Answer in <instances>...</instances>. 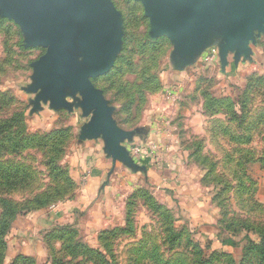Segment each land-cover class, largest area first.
<instances>
[{
    "label": "crops",
    "instance_id": "0c3cea01",
    "mask_svg": "<svg viewBox=\"0 0 264 264\" xmlns=\"http://www.w3.org/2000/svg\"><path fill=\"white\" fill-rule=\"evenodd\" d=\"M228 26L224 18L208 31L210 44L206 50L184 61L173 53L174 48L171 50L172 44L167 37L150 36L154 40L166 38L169 49L164 51L160 60L158 88L150 91L145 105L138 108L134 106L127 112L121 111L123 101L112 104L98 86L102 77L94 79L98 80L95 83L93 80L112 108L113 119L120 129L130 133L120 146L129 153L135 145L155 144L160 147L155 156L144 153L141 161L136 163L137 168L120 159L114 162L103 133L85 134L94 114L92 111L85 115L80 93L65 97L67 108L54 107L50 100L41 101L36 107L33 101L40 90L27 93L32 103L31 121L37 132L70 128L76 134L67 162L77 187L67 202L48 211L18 218L14 226L19 243L14 250L16 256L43 260L46 243L42 233L54 228L76 230L85 243L95 248L96 240L104 231L122 226L127 220L126 210L132 198L149 190L154 192L160 203L173 211L176 225L186 226L210 251L230 254L242 251L236 237L230 239V235L220 233V209L215 200L218 188L204 184L207 171L196 159L199 153L193 142L198 138L204 142V154L210 148L211 125L234 123L228 111H207V106L201 101L204 97L202 92L210 95L207 97L212 99L211 107H219L216 101L227 100L224 104L227 108L228 102L231 104L238 100L250 76L264 72L262 33L254 35L248 56L236 58L235 52H229L226 60L218 58L221 73L215 84H200L210 76L204 75L198 66L204 64V54L208 49H219L222 31ZM171 93L174 99L169 98ZM61 116L66 117V123L58 121ZM237 235L242 238L245 233Z\"/></svg>",
    "mask_w": 264,
    "mask_h": 264
},
{
    "label": "rangeland",
    "instance_id": "374dc122",
    "mask_svg": "<svg viewBox=\"0 0 264 264\" xmlns=\"http://www.w3.org/2000/svg\"><path fill=\"white\" fill-rule=\"evenodd\" d=\"M112 2L122 14L123 39L127 37L128 40H123L122 49L114 66L117 67V70L112 74L111 79L101 80L98 86L103 90L107 89V98L112 104H115L127 100L116 97V82L133 86L130 91V94L133 95L141 88L150 87V89L147 88L148 90L156 88L157 84L153 75H157L155 72L157 58H161L159 54L169 48L166 45L165 47L161 45L158 48L149 45L143 47L147 43L146 36L148 39L151 35L149 19L145 16L141 3L130 0H112ZM172 47L171 45V50ZM45 53L46 50L43 47L27 48L26 35L21 27L14 20H9L0 14V167L6 170L28 171L30 173L28 183L34 178V183H31L29 189L0 195V201L6 199L12 201L17 207L19 205L26 207L11 221L9 232L5 236L6 250L2 264H13L16 261L17 256L14 250L19 243L16 241L18 238L15 236L14 226L19 217L48 211L67 202L76 192L77 184L73 180L71 168L67 162L76 134L70 129L69 139L62 140L58 150H52L50 146L38 147L35 142L36 137L43 138L49 132H37L32 124V103L28 99L27 93L29 92L26 88L33 83V64ZM148 54L152 58H148ZM205 64L204 62L198 67L202 68L201 71L204 75H209L210 79L205 82L201 81L200 84H215L221 73L220 66L217 65L218 63L212 66ZM248 85V90L245 91L241 103L237 106L241 115L242 110H246L251 113L250 118L253 119L264 109V72L254 75ZM149 92L143 90L141 105H145L147 102ZM202 95L204 97L201 101H204L207 111L223 110V113H227L228 110L221 107V104L219 107H209L207 103L211 99L207 96L210 95L205 92H202ZM242 100L245 101V109L242 106ZM58 121L66 123L67 119L65 116H61ZM214 124L211 125L210 148L208 147V152L202 153L199 162L207 160V164L204 165L207 172L212 163H219L212 174L208 175L204 184L211 183L220 188V194L216 196L220 202V217L226 212L224 221L223 218L221 220L222 224L233 222L238 226L244 223L253 231L264 228V164L256 162L257 159H260L263 151L262 137H258V130H251L252 144L248 147L250 154L241 155L239 160L238 154L233 152H238L240 147L233 148L234 144L232 145L228 141L230 137L221 133V129L217 132V136L221 134L223 142L217 141ZM221 126L226 127V125ZM228 126H230L228 127L229 131L237 132V125L229 124ZM244 126L245 131L248 132L247 124ZM235 135L239 134L235 133ZM193 142L197 144L203 141L198 138ZM227 151H230L234 157L230 163H227ZM209 152L210 154H208ZM249 156H254L256 161L250 160L245 163L246 159L249 160ZM238 160L240 164H238ZM56 188L59 189L58 192H55ZM38 199L45 201L42 202L43 205L35 210H29L34 206L31 203ZM151 199L164 206L151 190L147 191L145 195L133 197L126 210L131 215V221L128 223L126 220L122 226L113 229L114 231L108 235H104V247L102 246V235H100L94 245L95 252L88 256L84 254L86 247L89 246L92 249L93 247L91 244L85 243V239L76 230L65 234L66 230L54 228L42 233L46 243L45 256L40 261L34 258L35 261L32 264H150L147 259L143 260L141 257L143 253L141 249L149 235L152 242H149L147 249L157 245V251L161 254L158 264H182V262L173 263V260L177 258L185 264H264L255 249L251 247L249 250L247 249L248 246L256 245L259 232H254L257 237L253 238L257 241L248 240L247 234L242 238L237 234H230V239L236 237L238 244L242 246V251L234 254L219 252L214 255V252L206 249L207 247L203 244L197 247L191 238L184 234L187 231L186 226L178 227L175 221L176 234H172L169 247H167V244L162 243L164 239L163 220L153 217L149 208ZM164 208L174 215L171 209L166 206ZM187 240L191 242L188 243ZM77 246L80 248L72 254L69 251L70 247ZM52 247L56 250L55 254ZM97 251L98 253H96Z\"/></svg>",
    "mask_w": 264,
    "mask_h": 264
},
{
    "label": "water",
    "instance_id": "95a60500",
    "mask_svg": "<svg viewBox=\"0 0 264 264\" xmlns=\"http://www.w3.org/2000/svg\"><path fill=\"white\" fill-rule=\"evenodd\" d=\"M142 4L150 22V35L167 37L179 60L192 59L209 46L208 31L225 18L219 55L236 58L250 54L254 35L264 33V0H130ZM0 14L14 20L26 35V47H43L46 53L34 64L32 85L40 90L33 101H51L68 107L65 97L80 93L85 115L94 119L86 135L103 133L114 162L137 168L120 142L130 137L112 117V108L94 79L115 66L123 43V17L112 0H0ZM206 50V49H205ZM204 50V51H205Z\"/></svg>",
    "mask_w": 264,
    "mask_h": 264
},
{
    "label": "trees",
    "instance_id": "16d2710c",
    "mask_svg": "<svg viewBox=\"0 0 264 264\" xmlns=\"http://www.w3.org/2000/svg\"><path fill=\"white\" fill-rule=\"evenodd\" d=\"M148 36H146V40L147 43L143 45V47H145L146 45L149 46H153V48H158L159 46H163L165 47L168 46L169 41L166 38H160L157 40L151 39L150 37L147 39ZM127 41L128 38H124V41ZM143 54V53H142ZM159 54V53H158ZM164 54V51L162 52V54L160 53L159 56L161 55V58ZM148 58H152L149 54L147 55ZM158 56V57H159ZM161 58H157V68L155 72H157V75H153L155 80H156V88H154L153 90H148L150 89V87L145 88H141V90L136 91L135 95L130 94V91L132 89L133 86H130L128 84H117L115 85L116 88V97H120L121 98H125L127 100H125L123 102V107L121 108V111H128L130 110L132 107H136L138 108L141 105V100H142V96L143 94V90L144 92H148V91H155L158 88V68H159V64H160V60ZM117 67H114L111 72L105 76H103L101 79L102 81H108L109 79H111L112 74H114V72L117 70ZM255 75V74H254ZM254 75L250 76V78H248L247 84L244 88V90L242 91V94L240 95V97L238 98V100L236 102H232L230 104V102H228L227 105H229V107L226 108V106L224 105L227 100H219L216 101V103H219V105L221 104V107H224L225 109L228 110L229 114L231 115V120L234 121L233 124L237 125L236 126V131L237 132H231L229 131L228 125L226 124H220V123H216L214 125V130H215V137L217 139V141L219 140L220 143H222L221 139L222 136L221 134L219 136H217V132H219L221 129V133H224V135H227L230 137L229 142L230 144H234L233 148L235 147H240L239 150H237L238 152H233L238 154V159L240 158L241 155L243 154H250V151L248 149V147L252 144V135H250V131H254V130H258V137H262L261 141L263 144V151L261 152V157L260 159H255L254 156H249V160L246 159L245 163H248L250 160L256 161V162H261L262 164H264V109H262V111L260 113H258L253 119L250 118L251 113L249 111L246 110H242V115L238 112V104L241 103V98L243 97L245 91L248 90L249 85L248 82L249 80H251ZM98 80H94V83L97 82ZM115 84V83H114ZM148 85V84H147ZM112 86V85H111ZM110 88V87H109ZM107 89H104V93L106 94ZM146 94V93H145ZM124 95V96H122ZM212 100V99H211ZM223 103V104H222ZM209 107L212 106L211 101L207 103ZM242 106L245 109V101L242 100ZM245 124H247V131H245ZM221 125L226 127H222ZM70 128H62V129H56V130H52L51 132H49L47 135H45V137H36L35 142L36 145L38 147H48L50 146L52 150H58L59 148V143L63 140H65L66 138L69 139V132ZM235 133H238L239 135L236 136ZM195 150L199 153V155L197 156V161L199 162V157L202 154L203 151V142L201 143H197L195 144ZM231 150H233L231 148ZM235 151V150H234ZM226 158H227V163H230L232 160H234V157L232 156L233 154L230 151L226 152ZM248 157V156H246ZM240 160V159H239ZM238 160V164H240ZM200 164L204 167V165L207 164V160H204L202 163L200 162ZM219 163L216 162L215 164L212 163L209 166L208 172L206 173V176L204 177L203 181L206 182L207 178L209 177V174H212V172L214 171V169L216 167H218ZM205 168V167H204ZM29 175L30 173L28 171H19V170H6L3 167H0V195L2 196L5 193H12V192H16V191H20V190H26L30 188L31 183H34V178L31 182L28 183V179H29ZM25 183V184H24ZM208 185H210L211 183H206ZM218 185V184H217ZM218 188L217 194L216 196H218L219 193V186H216ZM59 189H55V192H58ZM147 192H143L140 195H145ZM74 194L71 195V197L69 199H71L73 197ZM215 196V200L216 203H218V206L220 205L219 201L216 199ZM150 201V209L152 212V215L154 218H159L161 220H163V226L162 229L163 231V235H164V239L162 240V243L167 244V247H169V242H170V238L172 237V234H176V229L177 226H175V219L173 217V215L171 213H169L168 211H166V209L164 208V206L157 204L156 202H154L152 199L149 200ZM42 202L45 201H41V199H38L36 201H33L31 204L34 205L32 207H30L29 210H35L37 209V207H40L41 205H43ZM0 264H2V259L4 257V252L6 250V241H5V236L6 234L9 232V228H10V224L11 221H13V217L22 212V210L26 207H22L19 205V207H17L16 204H14L12 201L3 199L0 201ZM9 209H8V208ZM130 214L127 213V221L128 223L131 221L130 220ZM224 217H226V212L223 213V215L220 217L219 219V229H220V233L223 234H237L239 232H243L245 233L246 237L248 240L250 239H254L253 237H255L256 235H254V232H259L258 233V242L256 243V245H251L248 246L247 249L249 250V248H253L257 251L259 258H261L262 263H264V228L261 229H257L256 231H253L252 228H250L249 226H246L244 223H241L240 225L236 226L234 225L233 222H227L226 224H222V218L224 221ZM68 232H71L72 230H66ZM114 230H110V231H104L101 235H102V246L103 245V236L104 235H108L109 233L113 232ZM179 234V233H178ZM185 235L187 234L188 237L191 238V240L194 242V244L197 245V247H200L202 245V243L200 241H198L196 239V237L192 234V232H190L188 229L187 231H185L184 233ZM181 235V234H179ZM65 236V235H64ZM257 237V236H256ZM255 241H257V239H254ZM149 242L151 241V236L149 235L147 238L146 243L143 245V249H141V251L143 252L141 257L142 259H147L148 262L150 264H158L159 259H161V254L158 253L159 251H157V245H154V247L147 249V246L149 245ZM188 243H190L191 241L187 240ZM106 245V243H105ZM80 247H70L69 251H71L72 254H74ZM146 248V249H145ZM208 249V248H206ZM52 251L56 252L55 248L52 247ZM86 252H84V254H86L85 256L90 255L91 253H94L95 250L94 248L92 249L91 247L87 246L85 249ZM98 253V251L96 252ZM219 252H214L215 254H218ZM226 253V252H224ZM223 253V254H224ZM98 255V254H95ZM213 255V254H212ZM213 255V256H214ZM226 255V254H225ZM99 260V259H98ZM35 261L34 258L32 257H24V256H17L16 257V261L13 264H32V262ZM178 262H182V264H185L183 261L179 260L178 258L173 260V263H178ZM208 262V261H207ZM147 263V262H145ZM148 264V263H147Z\"/></svg>",
    "mask_w": 264,
    "mask_h": 264
},
{
    "label": "built area",
    "instance_id": "2783aa9c",
    "mask_svg": "<svg viewBox=\"0 0 264 264\" xmlns=\"http://www.w3.org/2000/svg\"><path fill=\"white\" fill-rule=\"evenodd\" d=\"M219 56V49L217 47H212L205 52L203 61L206 63V65L212 66L218 62ZM174 97L175 96L173 93L169 94L170 99H174ZM159 150L160 147L155 144L135 145L131 148L130 155L134 163H138L143 158L144 153L155 156Z\"/></svg>",
    "mask_w": 264,
    "mask_h": 264
}]
</instances>
